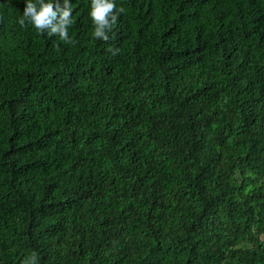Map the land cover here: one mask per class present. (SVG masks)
<instances>
[{
	"label": "trees",
	"instance_id": "16d2710c",
	"mask_svg": "<svg viewBox=\"0 0 264 264\" xmlns=\"http://www.w3.org/2000/svg\"><path fill=\"white\" fill-rule=\"evenodd\" d=\"M69 2L0 0V264H264V0Z\"/></svg>",
	"mask_w": 264,
	"mask_h": 264
},
{
	"label": "clouds",
	"instance_id": "9594fccd",
	"mask_svg": "<svg viewBox=\"0 0 264 264\" xmlns=\"http://www.w3.org/2000/svg\"><path fill=\"white\" fill-rule=\"evenodd\" d=\"M73 5L69 0H26L23 14L19 19L21 26L30 22L41 35L47 33L49 37L58 36L66 44L75 41L69 36V28L74 24ZM124 12L123 7L117 8L115 0H91L89 16L94 25L93 35L97 40L109 42L113 37L109 35L113 26L118 23V17ZM113 55L119 53L118 48L107 49ZM37 254L33 252L24 264H37Z\"/></svg>",
	"mask_w": 264,
	"mask_h": 264
}]
</instances>
